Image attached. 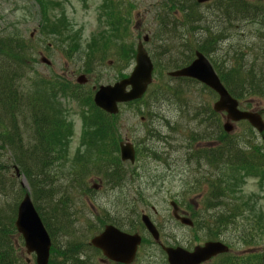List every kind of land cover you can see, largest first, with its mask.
I'll return each instance as SVG.
<instances>
[{
  "label": "rangeland",
  "instance_id": "1",
  "mask_svg": "<svg viewBox=\"0 0 264 264\" xmlns=\"http://www.w3.org/2000/svg\"><path fill=\"white\" fill-rule=\"evenodd\" d=\"M8 1L0 0V35H3L0 38V68L9 64L12 67L15 63V68L22 73V77L17 78L20 81V86L16 90L27 93L33 92L43 86L42 80H51L52 76H57L55 81H60V85L66 83L74 85L73 83L78 77L76 69H80L79 73L86 74L84 73L86 60L78 54H82L94 44L93 37L94 39L100 38V34L95 38V33H100L102 29L95 10L83 8L78 0H54V3L51 0L50 4H47L48 9L45 12L36 7V5L41 4V0H34L36 5L33 4L34 7H30V10L33 9L32 12L27 13L25 9L20 12L14 11L12 8L13 0H10V3H7ZM130 1L134 2V5L140 4V8L138 12L137 10L129 11L127 8L121 11L122 16L126 19V24L123 26L125 32L119 36L123 39V44L120 40H116L114 44H109L106 47V52L99 51L97 55L106 56L105 61L98 60L99 56L93 59L95 61L92 62L90 69L93 68L94 70L86 75L87 77L90 76L89 85L84 90H91L93 86L98 85H110L125 78L134 67L135 48L138 40L148 35L150 39L144 47L156 60L159 66L158 72L164 73L165 71V73L162 77L158 75L155 78V89L146 98L143 105L121 106L119 118L111 124L117 132L118 140L132 142L139 147L144 146V148L151 149L156 155L151 156L140 150L134 165L125 164L123 166L125 169L124 182L113 187L105 186L104 183L106 185L114 184L107 181L103 183V177L98 169L101 165L103 167L106 164L119 163L118 156L114 153L116 150L111 148L105 151L99 159L87 155L85 145L78 140L80 132L79 109L73 103L68 104L72 114L66 112L64 108L60 113L62 115L60 119L62 121L67 120L70 127V131L64 132L61 136L64 143L66 142L68 145L67 149L61 153L62 151L58 148L60 127L58 133H55L56 137L53 138L55 141L52 140L50 148L48 147L51 154L45 152L36 154L34 157L31 155L32 159L25 161L31 172L35 174V179L39 180L35 185L42 187L45 192L53 191V193H45L39 205L40 211L48 220L54 233L55 239L53 240L55 243H61L64 239L75 241L77 236L67 237L61 234L58 229V222L53 220L52 210L54 212H57L55 211L57 209L74 211L81 216L80 223L72 227V233L79 237L80 249L77 252H89L85 238L88 233L94 234L92 227L97 222L105 224L109 221L100 214L108 206L112 208L113 214L110 215V218H113V221L121 219L125 225L127 224L128 217H121L128 211V199H131V203L137 207V212L144 208L151 219L156 222L163 221V218L169 215L170 205L168 202L170 200L178 202L182 214L193 213L194 219L200 217L206 189L200 192L196 185H203L200 181H204L201 179L209 170L203 165L196 164L200 158L189 153L187 150L188 143L181 135L187 128H195L196 122L188 115L192 113L193 104L199 102L203 95L206 96V91L201 90L198 84L166 81V73L172 71V68L180 65L188 57L189 49L199 50V43L206 48L204 50L207 58L226 73L230 69L237 70L234 67L239 65L241 61L242 68L238 70V73L243 76L238 79H230L229 86L238 96L239 102L244 108L250 109L253 106L264 112V99L252 96L247 97L245 101L238 84L243 82L244 85L257 86L259 91L264 90V54L260 53L264 50V24L258 26L254 19L252 20L256 24L241 22L237 24L238 27L235 23H227L226 17L222 14L223 8L219 3L225 0H216L212 9H206L202 5H198L199 8L190 9L186 19L191 21L190 26L193 28L191 30L194 31L187 33L189 25L186 26L182 23L180 26H175L176 33L171 32L172 37L168 34L165 35L168 29L162 28L157 31L155 26L160 23L157 6H170L173 0H167V2L165 0H158L159 2L157 0ZM239 1L244 3L246 8L252 5L257 6V9L264 10V0ZM175 10L177 12L169 11L164 14L161 21L171 22L175 18L183 21L185 17L181 13L179 14L180 9ZM256 16L264 21V13H258ZM236 17V14L229 16L231 19ZM44 19H47L44 22L45 25L50 26L53 21L60 30L66 28L68 32H65V35L77 36V39L75 36L73 38L79 45V49L77 47L78 54H74L71 59L65 57V52L68 51L70 41H73V38H70L68 42L60 35H48L46 32L44 35L39 34L38 26ZM12 23L13 27L11 28ZM33 30L35 33H31ZM206 30L209 31L208 34ZM14 31H17V34ZM156 33L160 34V40L156 38ZM31 34L32 37H30ZM213 38L215 39L211 40ZM6 42L7 45L2 46V43ZM14 47H22L23 51L20 57L14 54ZM243 52H247V56L240 59L239 53ZM42 56L50 61V66L40 63ZM9 57L17 61L13 62ZM180 59L182 60L179 63L173 65ZM165 84L169 87H165ZM54 102L57 104L52 101L50 107L57 110L58 102L56 100ZM13 116L11 114V117ZM24 120H26L25 123H23ZM24 120L16 119L14 116L13 122L10 120V127L15 133L20 134L27 126V148L33 149L36 146V141L32 138V134H34L30 125L32 119ZM88 128L87 131L96 128V118H92ZM245 128V133L250 135L249 128ZM198 129L201 131L202 127L201 129L198 127ZM243 129L244 127L240 128L239 132L237 128H234L233 134L240 133L242 139H249L241 133ZM153 131H158L156 132L158 139L156 136L151 137ZM1 134H3V129L0 127V137ZM161 138L163 140H159ZM13 141L18 144L17 139H13ZM63 145L65 146V144ZM60 154L63 155L61 158ZM0 162L6 166L5 170L1 172H7V178L10 179L9 182L5 183L7 191L0 194L1 237L2 226L8 228L9 223L11 224L9 219L13 217L14 208L25 191L30 195L31 188L26 177L15 178V172L11 169V166L15 165L12 154L1 146ZM196 181H199V184L195 183ZM80 185H86L87 189H92V186L97 185L98 189L81 195ZM256 185L258 184L248 179L243 190L249 195L251 193L261 195V190L258 191ZM61 193L67 195L68 204ZM31 195L34 203V197ZM84 197H89L90 201ZM110 198H112V202H109ZM155 211L156 214L153 219L152 216ZM59 216L63 219L62 215ZM130 223H134V219ZM90 224L91 227H89ZM89 228H92L91 232ZM188 229L175 223L172 226L175 235L174 242L178 243L179 247L186 245L187 248L191 249L194 245L202 242L205 235L200 234V229ZM8 239L10 244H13L14 257L19 260V264H27L26 261L28 264H34V257L26 254L19 234L10 230ZM262 240L264 241V235ZM167 243L170 242L167 240ZM143 248L140 257L134 264H164V255L149 237H145ZM75 255L70 259L72 264L80 258ZM56 259L57 256L53 252V260L56 261Z\"/></svg>",
  "mask_w": 264,
  "mask_h": 264
},
{
  "label": "trees",
  "instance_id": "2",
  "mask_svg": "<svg viewBox=\"0 0 264 264\" xmlns=\"http://www.w3.org/2000/svg\"><path fill=\"white\" fill-rule=\"evenodd\" d=\"M237 6V5H235ZM172 9H175L173 6ZM181 11H184L183 7H180ZM164 11V9H163ZM166 11H169L168 9ZM164 11V12H166ZM163 29H168L165 35H171L173 37V34L171 32L176 33V31H171V26L174 28V23L165 24L163 21L161 22ZM162 26L160 28H162ZM65 31L66 28L64 29ZM191 29H187V33H191ZM68 32V31H67ZM185 35H188L185 33ZM76 36V35H73ZM180 36V35H179ZM77 37V36H76ZM75 37V38H76ZM66 38L70 39L71 36H66ZM156 38L159 40L161 39V36L158 34ZM180 38V37H179ZM77 39V38H76ZM95 42V39L93 40ZM93 42V43H94ZM2 46H5L4 43H2ZM106 44L103 43V46H98L96 48L97 51H93L89 54H84L83 56L87 62L89 60L93 59L98 52L104 48ZM199 50L201 52L205 53L206 48L202 47L198 43ZM14 54L17 57L21 56L22 47H14ZM74 47L69 48L70 54L73 52ZM205 49V50H204ZM106 52V51H105ZM104 53V52H102ZM247 56V52L239 53V58L243 59ZM192 57V48L189 49V55L188 57L183 60L180 65L176 66H183L189 63ZM104 59L106 58L103 57ZM11 61L15 62L17 60H14L12 57L10 58ZM182 59L177 60L173 65L179 63ZM94 61V60H93ZM92 61V62H93ZM3 68H0V127L3 129V134L0 137V146L3 148H6L7 152H10L12 154V157L14 159V164L19 167L20 173L26 177V179L30 183L31 193L34 197L37 209L40 211V205L39 202L42 201V197L45 196V193H53V191L45 192L42 187L35 185L36 182H39V180L35 179L34 173L31 172V169L26 165V160H31V155L34 157L36 154H43L48 153L51 154V151H48V147L51 146L52 138H54L55 133L53 130H56V119L53 114L55 111L54 108H51L46 100L44 99V93L39 88L35 90L32 93L24 92L23 100L18 96V94L21 92L18 89V84H16L15 79L22 77V73L20 70L14 67L10 66H2ZM235 69H230L227 72V76L229 79H238L241 75L238 73V70L242 68V62L240 61V64L237 65ZM92 69V68H91ZM89 68L87 73L92 72ZM4 70V71H3ZM246 76V75H245ZM242 83V84H241ZM238 83L239 88L242 92H250L252 94H258L259 90L257 86L255 85H244L243 82ZM166 87H169L166 84ZM172 90V88H171ZM264 94V90H263ZM17 97V98H16ZM81 101L82 105L90 107L92 110L97 111L98 116L104 115L103 120H109V116H105V114L100 113L98 110H96L92 104V99L90 97H85L84 99L81 97V99H77ZM39 106V107H38ZM42 107V108H41ZM11 110H8V109ZM26 108L30 109L32 112V117L38 116L39 119H32V124L36 128L33 127V130L35 132V136L37 138L36 146L33 149H29L28 142L26 140V134H27V126L25 127L24 131H21V133H15L13 131V128L11 130L10 127V120L13 122V118L15 116L16 119H22L30 117L27 114ZM59 109V107H58ZM12 111V113H10ZM59 113L58 111H56ZM11 114L14 116L11 117ZM57 115V114H55ZM26 120L23 121L25 123ZM39 123V128L37 124ZM111 126L106 122L104 124L103 130H105L106 133L112 134L113 132L110 131ZM108 130V132H107ZM13 131V132H12ZM158 131L151 132V137L156 136L158 139V136L156 134ZM33 135V134H32ZM13 139H17V143H14ZM162 139V138H161ZM159 139V140H161ZM115 143V141H114ZM15 146V147H14ZM154 154L153 152H151ZM243 155L239 159L241 161L239 169L243 167H254L253 170L256 168H259L256 170L255 175H257L260 178V174H264V157H252L247 155L245 152L242 153ZM206 162L209 163L211 161L210 158L206 157ZM253 165V166H252ZM224 167V175H222L218 181L213 180L209 177V173L206 176L203 175V180L205 182V186L207 187L208 194L206 197V202L204 203L207 210H209L210 216L207 218L206 223L203 220L202 222H199L200 227L203 228V224H206V232L208 234L209 238H214L216 236L220 237L219 234L223 233L221 230L225 228L228 230L230 229L233 232V236H229L231 238V241L235 242L238 241L240 248L242 250L247 248H252L254 246H260L262 244L261 236L264 235V198H255L249 199V203L245 201L247 199L244 196H240L237 194L238 191L243 190V179H241V174L239 175V170L236 168L235 165H232L225 161ZM6 166L0 162V194L2 192H6V186L5 183L8 181L9 178H7V172H1L5 170ZM239 172V173H238ZM262 172V173H261ZM111 176L113 181H119L121 177L119 175L124 174V171L113 167L111 170ZM263 182H264V176ZM261 179V178H260ZM12 185V184H11ZM239 186V187H238ZM40 188V189H39ZM198 189L201 187H197ZM239 188V190H238ZM238 190V191H237ZM61 196L63 198H67V195L64 193H61ZM243 199H242V198ZM253 200V201H251ZM256 202L258 205L263 206L262 209L255 208ZM263 204V205H262ZM53 220L57 221L58 229L61 231V234L63 236L67 237H73L76 236L75 233H72V225L70 224V216L67 211H63L62 209H57L54 212L52 210ZM256 214V217L254 219L253 215L250 213ZM59 215L63 216V219L60 218ZM12 216L9 220L11 224L9 223L8 228L5 226H2L1 233L2 236L0 237V264H17V259L14 257V252L12 250V246L8 239V233L10 230L14 232L13 228V219H14V211L12 213ZM59 217V218H58ZM60 219V220H59ZM47 220V219H46ZM228 232V231H227ZM54 235V233L52 232ZM261 235V236H260ZM233 237V238H232ZM76 241V240H75ZM55 252L57 259L54 260L53 264L59 262H69L71 257L75 255V243L74 241H71L70 239H64L63 242L53 244V251ZM252 252H240L237 254H227L222 259H220L221 262H224V264H258L261 262H264V259L260 256H254L252 255ZM52 264V262L50 263Z\"/></svg>",
  "mask_w": 264,
  "mask_h": 264
},
{
  "label": "water",
  "instance_id": "3",
  "mask_svg": "<svg viewBox=\"0 0 264 264\" xmlns=\"http://www.w3.org/2000/svg\"><path fill=\"white\" fill-rule=\"evenodd\" d=\"M135 68L130 77L114 86L100 87L94 96V104L109 114L117 113V103L127 102L141 98L147 86L151 82L152 63L141 43L138 44L135 55ZM171 77L193 78L207 85L219 94L220 100L215 109H224L230 113L234 120L248 119L259 131L262 127L259 121L254 120L253 115L241 114L235 110V102L231 101L228 94L222 89L217 76L213 72L202 54L196 53L192 64L184 69L169 73ZM81 82V80H80ZM130 86L129 93L125 88ZM121 159L134 161V151L130 144H120ZM16 173H18L15 168ZM184 224L188 220L180 219ZM147 229L156 238V232L151 225L145 223ZM15 227L21 234L25 249L28 254L33 253L36 264H48L50 239L36 213L30 198L25 195L18 205ZM92 244L100 248L109 258H116L123 263H129L134 256L135 249L139 244L136 236H127L117 230L108 227L105 232L92 241ZM228 248L221 243H205L203 247H195L192 252L177 249H165L169 264H201L217 254L226 253Z\"/></svg>",
  "mask_w": 264,
  "mask_h": 264
},
{
  "label": "flooded vegetation",
  "instance_id": "4",
  "mask_svg": "<svg viewBox=\"0 0 264 264\" xmlns=\"http://www.w3.org/2000/svg\"><path fill=\"white\" fill-rule=\"evenodd\" d=\"M191 3L195 7H198V5H202V7H205L206 9H212L214 7L215 0H205L203 4H198L194 2V0H188L189 7L191 6ZM257 6H250L248 8H233L230 10H227L226 8L222 9V14L226 17V22L227 23H235L236 27H238L237 24L243 22V23H250L252 20V15L254 12H259L261 9H257ZM263 9V7H260ZM236 12H239V14H242L241 17L235 18L232 20H229V16L231 14H235ZM264 11V10H263ZM230 13V15H229ZM229 15V16H228ZM208 22V21H206ZM202 131L200 134V140L197 139V146L196 148H200L201 151H204V148L207 151H210L211 149L214 151V146L216 145L218 148H223L222 143L224 142L225 139V132H224V122H225V116L223 114L215 113L211 111L209 107V102L205 104V107L202 112ZM237 126V125H235ZM234 126V127H235ZM208 154V153H207ZM217 156H222L223 153L220 150L216 151ZM87 199V201H90L89 197H84ZM171 204V203H170ZM112 206V205H111ZM178 210V205L176 207ZM153 210V208H152ZM102 216H105L109 221L105 224H101L99 222L96 223L92 228L94 229V233H97L100 227H104L106 225H110L113 227H116L120 231H124L127 233L131 234H138L144 233V228L139 220H134V223H130L129 215L128 213H125L121 218L128 217L127 224L125 225L124 222L121 219H115L113 221V218H110V215L112 213V208L110 206L107 207L106 210L102 211L100 213ZM81 219L77 220V223H80ZM154 225L157 227V229L160 231L163 229V226L157 225L156 222H154ZM91 227V224L89 225ZM194 230V229H193ZM78 236V235H77ZM88 247V246H87ZM89 248V252H82L79 251L77 252L78 249H80V244L77 243L75 244V256H79L80 258L74 263V264H122L120 262H116L114 260H111L107 257H105L101 251H99L97 248ZM96 249V250H95ZM221 256H218L214 258L213 260L209 261L207 264H224L223 262L217 261ZM134 263V262H133Z\"/></svg>",
  "mask_w": 264,
  "mask_h": 264
},
{
  "label": "bare ground",
  "instance_id": "5",
  "mask_svg": "<svg viewBox=\"0 0 264 264\" xmlns=\"http://www.w3.org/2000/svg\"><path fill=\"white\" fill-rule=\"evenodd\" d=\"M235 14L237 15V18H239V16H240V14H239V12H236L235 11ZM229 16V15H228ZM229 20H232L231 18H228Z\"/></svg>",
  "mask_w": 264,
  "mask_h": 264
}]
</instances>
